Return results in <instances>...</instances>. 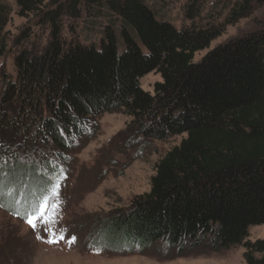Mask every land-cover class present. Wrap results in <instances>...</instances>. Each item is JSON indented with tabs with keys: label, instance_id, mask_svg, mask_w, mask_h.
<instances>
[{
	"label": "trees",
	"instance_id": "16d2710c",
	"mask_svg": "<svg viewBox=\"0 0 264 264\" xmlns=\"http://www.w3.org/2000/svg\"><path fill=\"white\" fill-rule=\"evenodd\" d=\"M9 2L31 25L16 44L32 27L48 30V42L14 56V76L0 82V130L37 139L52 159L24 162L0 141L9 196L0 208L27 221L45 196L48 205L58 165L94 136L98 117L122 113L143 142L186 137L155 165L149 193L100 222L95 245L110 241L129 254L158 242L179 252L242 246L245 264H264V240H247L251 227L264 226V29L193 62L264 0H217L206 17L200 0H189V25L178 27L171 0H0V57ZM151 72L162 79L153 94L140 86Z\"/></svg>",
	"mask_w": 264,
	"mask_h": 264
},
{
	"label": "rangeland",
	"instance_id": "374dc122",
	"mask_svg": "<svg viewBox=\"0 0 264 264\" xmlns=\"http://www.w3.org/2000/svg\"><path fill=\"white\" fill-rule=\"evenodd\" d=\"M188 1L170 2V20L176 27L189 25L183 14ZM216 1L200 0L201 17H206ZM9 5L12 12L5 28V52L0 57V82L14 76V56L18 52L39 53L48 42V30L32 27L29 38L16 44L22 29L30 24L28 18L18 16L13 2ZM219 7L223 6L220 4ZM226 12L225 7L217 22L222 21ZM204 22L195 21L197 25ZM262 29L264 5L255 6L248 17L225 26L208 48L194 54L193 62H199L219 46ZM159 82H162L160 74L151 72L140 79V86L153 94L154 86ZM130 122L131 118L122 113L103 114L97 118L98 131L94 136L81 140L80 147L66 159L65 167L58 165L56 171L60 179L55 183L51 201L46 204V214L37 221L35 229L27 221L0 208V264H245L242 246L218 252L205 249L179 252L158 242L129 254L110 241L95 245L92 237L100 222L113 211L128 209L135 197L149 193L155 165L186 137L143 142L129 128ZM15 131L0 130V141L12 154L35 165L52 159L49 146H42L37 139ZM8 198L5 194V204ZM51 233H55L56 242H48L52 239ZM61 235L63 239H59ZM73 237L74 242L69 243ZM247 240H264V226L251 227Z\"/></svg>",
	"mask_w": 264,
	"mask_h": 264
},
{
	"label": "snow or ice",
	"instance_id": "6c2138e0",
	"mask_svg": "<svg viewBox=\"0 0 264 264\" xmlns=\"http://www.w3.org/2000/svg\"><path fill=\"white\" fill-rule=\"evenodd\" d=\"M52 191L55 192V188H53ZM3 197H4L3 189H2V187H0V206H2ZM48 199H49L48 196H45L43 198V201H42L41 205L39 206L37 212L28 218L27 222L29 223L30 226L33 227V229L36 228L37 221L39 219H41L46 214L45 208H46V204L48 202ZM54 207H55V205H53V209H54ZM50 222L51 221H49V223ZM51 235H52V239H50L48 242L49 243L56 242L55 233H51ZM59 239H63V236L61 235L59 237ZM74 240H75V238L73 237L72 241H70L69 243L74 242Z\"/></svg>",
	"mask_w": 264,
	"mask_h": 264
}]
</instances>
